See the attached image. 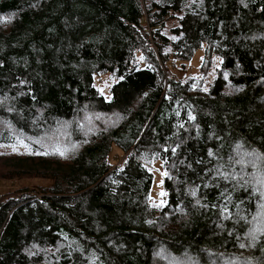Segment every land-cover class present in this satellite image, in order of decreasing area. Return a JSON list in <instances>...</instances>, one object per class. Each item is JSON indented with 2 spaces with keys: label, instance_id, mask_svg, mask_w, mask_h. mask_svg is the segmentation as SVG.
<instances>
[{
  "label": "trees",
  "instance_id": "16d2710c",
  "mask_svg": "<svg viewBox=\"0 0 264 264\" xmlns=\"http://www.w3.org/2000/svg\"><path fill=\"white\" fill-rule=\"evenodd\" d=\"M0 167V264H264V0H0Z\"/></svg>",
  "mask_w": 264,
  "mask_h": 264
},
{
  "label": "rangeland",
  "instance_id": "374dc122",
  "mask_svg": "<svg viewBox=\"0 0 264 264\" xmlns=\"http://www.w3.org/2000/svg\"><path fill=\"white\" fill-rule=\"evenodd\" d=\"M174 20H170L167 23V27L170 26L171 24H174ZM166 27V28H167ZM201 51H197L194 58H193V62H192V67H190V72L191 73H196L197 70V66L200 64L201 62ZM4 168L0 167V172L1 170H3ZM152 171H154L155 174V184H154V193L152 194V201H154V197H158L160 196V198L162 197V192H163V188H162V176H163V171L161 170V166L159 163H154L152 164L151 167ZM31 180H39L38 178H33ZM30 178L26 177L25 175H23L22 177H14L11 179H0V191L3 190H8V189H12L15 187H23L25 185L29 186L31 183ZM154 196V197H153Z\"/></svg>",
  "mask_w": 264,
  "mask_h": 264
},
{
  "label": "snow or ice",
  "instance_id": "6c2138e0",
  "mask_svg": "<svg viewBox=\"0 0 264 264\" xmlns=\"http://www.w3.org/2000/svg\"><path fill=\"white\" fill-rule=\"evenodd\" d=\"M60 155H63V153H60ZM241 247H244V245L242 244Z\"/></svg>",
  "mask_w": 264,
  "mask_h": 264
}]
</instances>
